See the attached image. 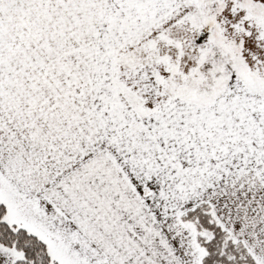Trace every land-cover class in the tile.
Here are the masks:
<instances>
[{"label":"snow or ice","instance_id":"obj_1","mask_svg":"<svg viewBox=\"0 0 264 264\" xmlns=\"http://www.w3.org/2000/svg\"><path fill=\"white\" fill-rule=\"evenodd\" d=\"M0 264H264V0H0Z\"/></svg>","mask_w":264,"mask_h":264}]
</instances>
